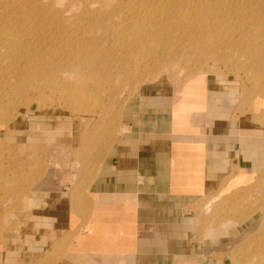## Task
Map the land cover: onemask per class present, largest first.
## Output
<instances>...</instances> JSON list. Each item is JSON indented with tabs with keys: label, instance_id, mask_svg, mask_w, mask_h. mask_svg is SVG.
<instances>
[{
	"label": "crops",
	"instance_id": "crops-1",
	"mask_svg": "<svg viewBox=\"0 0 264 264\" xmlns=\"http://www.w3.org/2000/svg\"><path fill=\"white\" fill-rule=\"evenodd\" d=\"M231 86L206 77L195 110L155 79L86 140L62 102L16 113L0 141V264H232L227 245L247 238L253 213L202 225L195 207L232 167L264 170V125L236 109ZM95 163L86 207L73 193Z\"/></svg>",
	"mask_w": 264,
	"mask_h": 264
},
{
	"label": "bare ground",
	"instance_id": "bare-ground-1",
	"mask_svg": "<svg viewBox=\"0 0 264 264\" xmlns=\"http://www.w3.org/2000/svg\"><path fill=\"white\" fill-rule=\"evenodd\" d=\"M115 5H117V10L124 6L122 2ZM18 6L17 12L22 16L18 14V17L13 20L4 18L0 22V27L3 29L0 31V76L4 77L5 80L10 77L14 78L11 84L20 99L27 94L36 99V101L29 99L30 102H28L27 98L24 97L27 100L25 112L33 110L30 108L31 102H37V108H39L42 106L41 102H43L44 96H50L57 92V89L49 85L52 79L58 82L59 88L64 92V97L60 98L61 101L66 98L67 104L73 106V110L80 106L81 108H88V102L84 101L86 96L92 92H98L97 90L104 92L105 86L111 80V76L108 75L106 78L104 74L98 72V67L102 65V70L104 66L108 65L120 66L118 70L120 74L125 72V69L121 68L123 62H129L136 72L146 75L150 74L153 68L161 69L166 65H171L170 63L173 61L181 60V66L187 64L190 66L203 65L199 63V57L207 56L206 58H208L209 55V58L211 56L213 60H226L234 56V52H237L246 57L247 61L244 65L253 72L255 79L264 84V0H169L167 8L163 12L156 14L154 12L148 16L143 15V17L138 12L129 26L110 22V17L114 12H117L115 10L106 13L84 6L80 13L70 16L74 17V21L66 24L65 21L69 18H64L62 15L44 14L41 16L29 3V0H20ZM64 10L67 11V8ZM28 18L32 21H27ZM142 18L148 20V24L143 27L138 22L142 21ZM72 28L73 30H70ZM128 28L138 33V41L131 45L128 43L129 47H137V52L134 53L130 49L125 56L116 52L107 55L106 51L109 48L118 51L129 48L123 46L127 44L122 40L128 36ZM79 33L85 34L82 37L83 40L78 37ZM30 39L35 41L34 49L30 48ZM144 42H147L148 46H154L150 57L145 54L143 56L144 50L142 47H140L141 49L138 47L140 43L144 45ZM221 48H224L223 51ZM120 52L123 53V51ZM4 55H6L8 63L5 62ZM17 57L20 58V61L17 60ZM201 62L203 63V61ZM119 63L120 65H118ZM30 65L35 66V68L28 69ZM84 66H87L88 69L83 70ZM201 68L203 72H210L203 66ZM59 71L65 75L58 77ZM67 74L73 75V80L78 79L80 81L76 95L70 96V93L65 95L67 92ZM36 80L45 81L44 87H37ZM46 92L49 94L45 95ZM239 93L241 94V92ZM246 104L247 97L242 93L241 101L237 105L238 110ZM92 106H90L91 110H94ZM95 106L98 108L99 105ZM262 106L264 104L261 99L255 107L264 110ZM7 107L0 108V121ZM173 139L175 140V138ZM239 170L240 168L237 166L231 168L230 173L219 186L221 187L219 194L216 193L207 198L204 196L195 204L198 206L199 203L205 201L204 206H198L203 216L202 225H206L205 220L207 221L220 210H225L226 214L233 210L234 216L241 220L256 210L254 208L251 212H244L242 207L239 209L232 208L233 205L240 204L241 194L231 192L227 195L222 194L230 186L236 184V177L243 174L247 176V184L255 186L256 190L260 178H256L253 173L248 175L245 171L241 170V173ZM81 186H77V188H81ZM88 186L84 189L81 188L82 190L79 191L78 195L85 197ZM82 187H85V184ZM258 195L256 197L257 202H264V193L261 194V198ZM80 198L79 201L82 202L83 200L87 207L88 200ZM215 200H218L215 202L216 205L210 208L208 205ZM262 229H264V223L261 224L256 239L263 238L264 231L262 232ZM255 260H248L246 264H263L260 260L255 263ZM232 264H236V262Z\"/></svg>",
	"mask_w": 264,
	"mask_h": 264
},
{
	"label": "rangeland",
	"instance_id": "rangeland-1",
	"mask_svg": "<svg viewBox=\"0 0 264 264\" xmlns=\"http://www.w3.org/2000/svg\"><path fill=\"white\" fill-rule=\"evenodd\" d=\"M169 0H29V3L34 6V9L41 14V16H44V14H57L62 15L64 18H69L65 21L66 24L72 23L73 16L71 15L80 13L81 9L84 8H90L94 10H100L106 13H111L113 10L117 11L114 12V14L110 17L111 23H119V24H126L127 26L131 25L133 17L139 12L143 15L148 14H156L159 12H163L168 5ZM20 0H0V22L4 19H10L13 20L14 18H17L19 12H17V9L19 8ZM118 2H122L124 6L117 10V5H115ZM115 5V6H114ZM67 8V11L64 9ZM62 10V11H61ZM22 16V14H20ZM26 16V15H25ZM17 21V20H16ZM27 21H32V19L28 18ZM142 24V27L146 24H148V20L146 18H142V21H138ZM3 29L0 27V31ZM70 30H73L70 29ZM86 33V32H84ZM84 33H79L78 37H81L80 39L83 40L82 37L85 36ZM138 33L133 32L128 28V36H125L122 40L127 44L123 46H128V43L131 45L138 41ZM30 42V48L34 49V43L35 41L29 40ZM95 44L94 42H92ZM147 43V42H146ZM144 42V45L140 43L138 47H142L143 56L150 57L153 52V48L151 45H147ZM142 45V46H141ZM147 47H146V46ZM137 47L132 48L131 46L128 49H122V50H114L113 48H109L106 53L107 55H111L113 53L121 54L122 56H125V54H128L130 49L133 50L134 53L137 52ZM144 48V49H143ZM148 48V49H147ZM152 50H150V49ZM141 49V48H140ZM224 48H221V51H223ZM131 50V51H132ZM148 50V51H147ZM1 51V48H0ZM120 51H123L120 52ZM126 52V53H124ZM132 52V53H133ZM234 52V51H232ZM147 53V54H146ZM145 54V55H144ZM207 56L199 57V63L203 65H193L190 66L189 64L181 66V60L173 61L170 63L171 65H166L165 67L160 68H153V70L150 72V74L142 75L141 72H136L135 68L129 65H126L124 62L121 63V68L125 69V72L118 73V70L120 69V66L115 65H108L104 66V69L101 70L102 65L98 67V72L104 74L106 78H108V75L111 76V80L107 83L105 86V91L103 90H97L98 92H92L86 96L84 101L88 102V108L83 107H76L75 110L72 109V107L67 104L68 101L66 98L64 101H61L60 98L64 97V92L59 88V84L55 79H52L49 82V85L53 87L54 89H57V92L55 94H51L50 96H44L42 106L45 104H52V103H59L62 102L63 105L67 107V115L70 114V116L79 122V125H84L81 127V130H85L88 128L87 132H84L85 134H82L83 137H81L82 140H85L86 135L88 134L93 135V133L101 128L107 127L108 125H113L117 123V115L119 113V110L122 106V103L124 100L131 95L133 92L137 91V89L148 82H151L155 79L157 80H165L171 85L174 86L175 95L179 97L183 94L192 95L193 100L195 101L192 103V109L195 110H201L203 108V101H202V95L204 91V83L206 77L209 78V80L212 81H218L220 83H226L231 84L234 94L236 96V101H241V94H245L247 97V106H243L242 109L238 110V107L236 109L239 112L245 113L244 115H248L251 117L253 121H257L259 125H264V110L257 109V102L262 99L264 104V84L262 81H259L255 79V76L253 75V72L248 70L246 68V57L243 56L241 53H235L234 56L230 57V59L221 60V59H215L213 58H206ZM5 62L8 63L9 61L6 59V55H4ZM205 59V60H204ZM17 60L20 61V58L17 57ZM203 61V63L201 62ZM120 65V63L118 64ZM124 65V66H123ZM151 65V63H149ZM205 67V69H208L210 72H203V69L201 67ZM35 68V66L30 65L28 69ZM88 67L84 66L83 70H87ZM82 70V69H81ZM160 70V71H159ZM60 77L64 73L59 71ZM65 75V74H64ZM67 83L66 88L67 92H65V95L67 96L69 93L72 95H76V89L80 85V81L78 79L73 80L74 76L71 74H67ZM14 78H8L5 80L4 77L0 76V108L1 107H7L3 113L4 115L1 116L0 121V141L2 131L5 128V125L9 122V120L18 112L25 111V107L27 106V100L30 102L29 99H33L36 101V99L32 96L24 95V97L27 98V100L22 97L20 99V96L18 95L17 91L13 89V86L11 84V81ZM188 80V81H187ZM185 81H187L184 85ZM36 86L37 87H44L43 84L45 81L42 80H36ZM240 85V86H239ZM241 88V90H239ZM258 88V89H257ZM241 92V94L239 93ZM258 92V93H257ZM262 92V93H260ZM49 94V92H46L45 95ZM23 104V105H22ZM29 104V103H28ZM92 105H99L98 108ZM23 106V107H22ZM94 108V110H91V107ZM264 107V106H262ZM31 109L37 108V102H31L30 104ZM190 109V108H189ZM103 121V122H102ZM97 123V124H96ZM103 123V124H102ZM87 125V126H85ZM106 129V128H105ZM121 130V129H120ZM94 131V132H93ZM102 131V129L100 130ZM93 132L92 134H90ZM120 131L118 130L116 134H118ZM87 135V136H88ZM74 145L78 144V137L77 134L74 136ZM79 149L74 148L75 154L77 155V151ZM4 155L2 146H0V158ZM2 165V164H1ZM76 165V164H75ZM94 170L87 173L86 175L80 176V179L77 180L75 184V190H74V197L75 192L79 194V191L86 188L87 185L91 182V179L96 171V168L98 166V163L94 164ZM2 168V167H1ZM4 168L6 169V175L4 177ZM3 170V171H2ZM0 171V180L2 182L0 183V188L4 190V192L9 191L10 189V179L6 178L9 174V164H3V168ZM241 172V169L239 170ZM246 172V171H245ZM242 173V172H241ZM248 174V173H247ZM250 174V173H249ZM248 174V175H249ZM262 174V175H261ZM256 178L258 179V187L255 190V186H250L251 184H247V176L245 174L240 175L236 177V184L230 186L223 195H227V193L231 192L233 194H241L240 204L233 205L232 208H243L244 212H251L254 208L256 209L253 211V217L249 218L247 221L244 222V226L252 223L253 226L251 227V232L248 234L247 238L245 239H238L235 241V239H231L232 242L235 241V243H228V252L231 256L232 262H236V264H246L248 260L256 259L254 262L257 263V260L262 261L264 264V229H262L263 232V238L262 239H256L255 237L258 236L259 230L261 227V224L264 223V202H257V194L259 198H261V194L264 193V170H259V173L255 174ZM82 183V184H81ZM85 187H82L84 186ZM81 188H77L80 187ZM80 189V190H79ZM248 189V190H247ZM77 190V191H76ZM221 187H219L218 191L216 193H220ZM215 193V194H216ZM213 195L212 193H208L205 198L208 196ZM222 195V196H223ZM264 196V195H263ZM84 198V200L87 201V197L85 195H79L78 198ZM80 198V199H81ZM218 200L213 201L210 205H208L210 208H213L215 202ZM264 201V200H263ZM205 201H202L199 203L198 206H202ZM198 206H195L198 208ZM204 206V205H203ZM88 207V206H87ZM260 208V209H259ZM87 210V208H86ZM201 213V211H200ZM86 214V213H85ZM234 211L228 212L226 214L225 210H220V212H216L212 217H210L206 222V225L216 223L217 220H222L227 217H234ZM251 215V214H249ZM200 218L202 220L203 216L200 214ZM255 238V239H251ZM64 239V238H63ZM257 257V258H253Z\"/></svg>",
	"mask_w": 264,
	"mask_h": 264
}]
</instances>
